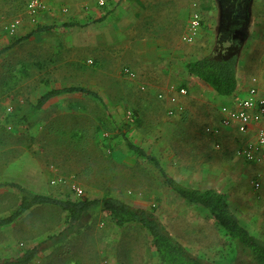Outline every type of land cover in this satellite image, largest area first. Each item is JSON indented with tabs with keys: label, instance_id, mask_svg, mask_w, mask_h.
<instances>
[{
	"label": "rangeland",
	"instance_id": "374dc122",
	"mask_svg": "<svg viewBox=\"0 0 264 264\" xmlns=\"http://www.w3.org/2000/svg\"><path fill=\"white\" fill-rule=\"evenodd\" d=\"M26 1L0 0V31L10 19L24 18ZM184 1L179 10L187 21L197 11L201 26L202 22H221L218 0ZM250 18L251 23L264 22V0H253ZM39 20L29 19L28 29L17 30L15 36L5 35L7 40L0 42V183L11 180L8 175L14 171L32 178L33 173L38 174L37 164L45 173L40 188L49 195L71 199L111 195L134 206L154 208L165 229L193 255L210 264H248L202 207L179 199L148 163L127 151L120 130L137 144L168 158L163 144L166 132L151 139L146 129L157 120L152 116L169 122V115L157 108V114H151L150 103L145 105L146 100H152L151 93L145 94L146 89H141L145 84H139L135 73L133 78L121 73L127 65L119 62L120 53L114 49L117 44L97 43L95 27ZM257 28L259 35L254 36L256 28L251 24L243 44L248 42L254 52L264 55V26ZM214 31L211 26L212 35L206 34V41L211 44L209 54L215 56ZM255 37L258 39L251 43ZM18 38L22 39L13 47L2 50ZM98 51H103V56ZM66 86L94 91L104 105L91 95L69 93L32 110L44 91ZM128 111L131 119L126 117ZM181 157L178 153V161ZM240 170L248 173V179L231 190L233 214L264 240V207L259 208L255 201L264 184V168L241 165ZM174 173L187 185L210 184L204 178L194 179L195 174L183 172L180 166ZM238 177L234 172V179ZM255 181L260 187L254 186ZM72 184L82 189V195L76 194ZM242 187L249 199L236 195ZM18 200L15 187L0 186V217L13 210ZM257 208L260 224L255 219L252 224L250 218ZM64 216L56 206L40 205L12 225L0 227V261L33 243L38 252L32 264H160L148 235L139 227L117 228L107 215L93 211L82 223L66 229Z\"/></svg>",
	"mask_w": 264,
	"mask_h": 264
},
{
	"label": "crops",
	"instance_id": "0c3cea01",
	"mask_svg": "<svg viewBox=\"0 0 264 264\" xmlns=\"http://www.w3.org/2000/svg\"><path fill=\"white\" fill-rule=\"evenodd\" d=\"M183 2L185 3L184 0H103V4H99V0H45L46 8L38 12L36 19L37 21L40 19L39 21L42 22H72L68 24L85 26L87 29L95 27L98 34L97 43H116L117 46L114 49L120 53L119 62L127 65V68L136 74V78L141 80L139 84H145L141 86L146 89L144 91L146 95L151 93L152 100L145 102V105L150 103L151 114H157V111L161 112L162 109L167 113V109L173 105L169 101V96L175 94L177 104L181 105L182 110L174 115H169V122L166 119L163 120V117L152 116L153 120L155 118L157 120H154L152 127L146 129V136L151 139L163 134L164 131L166 132L163 144L167 148L168 158H164L156 151H150L127 136L147 153L155 156L166 173L181 184L199 189L214 188L223 193L233 214L229 199L231 190L244 181L247 183L248 179V173L240 170V166H263L264 168V159L260 162L248 163L237 155V147L243 141L253 137L254 133L250 131L241 135L234 125L221 126L219 108L223 104H230L234 98L244 96L252 84L253 77L256 78L255 84L259 92L264 93V55L254 52V46H249L248 42L243 44L248 38V34L245 35L246 37L244 36V39L242 36L239 39H233L232 32L225 29L230 24L229 22H202V28L200 27L194 42L192 44L183 42L181 36L187 25V18L184 19L182 9L179 10ZM29 19L25 10L24 18L21 19L17 30L28 29ZM251 24L253 28H256V32H252L253 35H259L260 29L257 27L264 26V22H249L248 33ZM211 26L215 28V43L214 48L212 47L215 56L235 54L237 57L238 87L233 96L216 94L200 80L188 75L185 70L187 61L211 53V44L206 41V34L208 37L212 35ZM2 35L0 42L3 43V40H7V38L5 34ZM256 39L258 38L255 37L251 43ZM91 40L94 41V39ZM98 53L99 56H103V51H98ZM172 87L176 89L183 87L186 89V93L176 94L177 90L172 91ZM159 93L163 94L162 98L158 96ZM156 108L157 111H155ZM160 115L162 114L160 113ZM258 126L264 128V117L254 127ZM207 127L218 128L219 131L211 133L206 130ZM128 152L141 158L130 151ZM178 153L182 154L179 161ZM142 160L158 173L152 163ZM182 162L183 165H179ZM26 163L28 161L24 162L22 167ZM177 166H180L185 173L195 174L194 179L202 181L204 178L205 182L209 180L210 184L187 185L182 183L179 181V176L174 173ZM35 168L38 174L33 173L32 178L28 176V173L14 171L8 175L12 178L9 181H16L32 192L45 193L40 188L45 173L37 164H35ZM234 172L235 176L239 173V177L236 179H234ZM160 178L163 184L162 177L160 176ZM220 183L221 186H219ZM165 187L172 191L169 187ZM172 192L182 199L174 191ZM236 195L241 198L246 196L249 199L247 191L243 187L237 191ZM255 201L257 205H260L259 208L264 207V184L255 197ZM259 208H257L256 215L250 218L252 224H254V219L257 220V224H260ZM239 223L255 236L252 227L241 221ZM33 245V243L28 244L26 248ZM52 249L53 247L50 248V250ZM33 260L29 264H32ZM1 261L0 264H2Z\"/></svg>",
	"mask_w": 264,
	"mask_h": 264
},
{
	"label": "trees",
	"instance_id": "16d2710c",
	"mask_svg": "<svg viewBox=\"0 0 264 264\" xmlns=\"http://www.w3.org/2000/svg\"><path fill=\"white\" fill-rule=\"evenodd\" d=\"M21 39L18 38L9 43L2 50L13 47ZM185 70L188 75L194 76L220 96H233L237 91V57L235 54L204 55L187 61ZM69 93L91 95L104 105L102 98L96 92L82 86H66L47 89L37 98L31 108L36 111L40 110L50 99ZM119 135L128 151L154 165L165 186L189 204L201 206L223 230L237 250L246 256L248 264H264V240L253 236L239 223L230 211L223 193L214 188L199 189L181 184L166 173L155 156L134 143L126 133L120 130ZM3 185L15 187L19 192V200L13 210L6 216L0 217V227L12 225L33 206L50 205L62 210L65 213L66 229L82 223L93 211H99L107 215L117 228L137 226L144 230L149 237L152 252L160 264H210L202 257L193 255L174 238L160 222L154 208L134 206L111 195H104L100 198L85 196L77 199L59 198L45 193L32 192L13 180L0 183V186ZM37 252V246L33 245L22 250L16 257L5 258L1 262L2 264H29L37 256Z\"/></svg>",
	"mask_w": 264,
	"mask_h": 264
},
{
	"label": "built area",
	"instance_id": "2783aa9c",
	"mask_svg": "<svg viewBox=\"0 0 264 264\" xmlns=\"http://www.w3.org/2000/svg\"><path fill=\"white\" fill-rule=\"evenodd\" d=\"M99 4H103V0H99ZM46 8L45 0H27L25 4V10L29 18L35 20L38 12ZM20 18H12L3 26V30L0 31V35L5 34L7 36L15 35L18 27L20 26ZM201 27L200 16L197 11H193L187 21L186 29L181 36V40L185 43H191L197 36ZM122 73L130 78L135 76L134 72L127 67L122 68ZM252 84L248 87L246 94L242 97L232 99L230 104H223L220 106V125L227 127L234 125L237 132L244 135L250 131L254 133V136L243 141L241 145L237 147L236 153L243 160L248 163L260 162L264 159V128L254 127L264 117V93L261 94L256 86V78H252ZM144 87L141 86V89ZM174 87L171 88L174 91ZM176 94H185L186 89L179 87ZM159 97H163L162 93L158 94ZM169 101L173 105L167 109L168 115H174L176 112L181 111V105L177 104V96L170 94ZM126 117L131 119L130 111L127 112ZM211 133H217L218 128H206ZM218 146V144H216ZM256 188L260 187L258 181L254 182ZM72 188L77 195H82V189L72 184Z\"/></svg>",
	"mask_w": 264,
	"mask_h": 264
},
{
	"label": "flooded vegetation",
	"instance_id": "af4514ba",
	"mask_svg": "<svg viewBox=\"0 0 264 264\" xmlns=\"http://www.w3.org/2000/svg\"><path fill=\"white\" fill-rule=\"evenodd\" d=\"M218 1L220 2L221 11H223V18L221 17V22L229 21L230 24L225 29L229 32H232L233 39H239L242 35L247 33L249 22H251L250 15L253 0Z\"/></svg>",
	"mask_w": 264,
	"mask_h": 264
}]
</instances>
